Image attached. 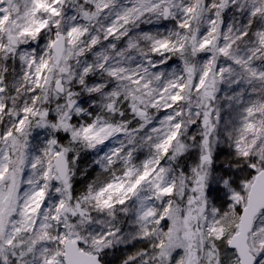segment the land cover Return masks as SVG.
Masks as SVG:
<instances>
[{
	"label": "snow or ice",
	"instance_id": "1",
	"mask_svg": "<svg viewBox=\"0 0 264 264\" xmlns=\"http://www.w3.org/2000/svg\"><path fill=\"white\" fill-rule=\"evenodd\" d=\"M0 264H264V0H0Z\"/></svg>",
	"mask_w": 264,
	"mask_h": 264
},
{
	"label": "rangeland",
	"instance_id": "2",
	"mask_svg": "<svg viewBox=\"0 0 264 264\" xmlns=\"http://www.w3.org/2000/svg\"><path fill=\"white\" fill-rule=\"evenodd\" d=\"M85 163H87V160H85ZM139 247V245H137Z\"/></svg>",
	"mask_w": 264,
	"mask_h": 264
},
{
	"label": "trees",
	"instance_id": "3",
	"mask_svg": "<svg viewBox=\"0 0 264 264\" xmlns=\"http://www.w3.org/2000/svg\"><path fill=\"white\" fill-rule=\"evenodd\" d=\"M138 247V246H137Z\"/></svg>",
	"mask_w": 264,
	"mask_h": 264
}]
</instances>
